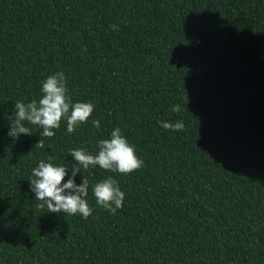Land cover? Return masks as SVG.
I'll return each mask as SVG.
<instances>
[{
    "label": "trees",
    "instance_id": "16d2710c",
    "mask_svg": "<svg viewBox=\"0 0 264 264\" xmlns=\"http://www.w3.org/2000/svg\"><path fill=\"white\" fill-rule=\"evenodd\" d=\"M60 71L88 120L44 148L35 125L9 137L15 102ZM116 127L143 166L82 168L87 219L38 208L32 169ZM110 176L115 215L92 192ZM0 264H264V0H0Z\"/></svg>",
    "mask_w": 264,
    "mask_h": 264
},
{
    "label": "clouds",
    "instance_id": "9594fccd",
    "mask_svg": "<svg viewBox=\"0 0 264 264\" xmlns=\"http://www.w3.org/2000/svg\"><path fill=\"white\" fill-rule=\"evenodd\" d=\"M112 30H117L112 25ZM39 100L29 103L16 101L13 115L9 117V137L16 138L21 135H32L27 124L38 126L41 139L35 147L44 148L42 137L51 138L55 135L53 129L60 127L62 118L66 120L67 132L73 133L80 124L86 122L94 111V105L90 102L73 103L67 95L65 75L62 71L48 76L43 82ZM173 112H180V105L171 108ZM92 126L100 127L99 120H93ZM165 130L183 131L182 121L160 122ZM73 164L69 168L66 164L54 165L49 157V162L41 160L37 167L32 169L30 191L35 194V199L41 201L38 208L47 207V212L56 214L76 215L80 214L84 219L92 215V209L87 202L89 181L84 176L82 183L75 182L81 169L89 166H99L101 169L113 173L130 174L141 168L144 164L136 155L135 148L131 146L122 135L121 129L116 127L110 134V139H102L98 142V153L89 154L83 148L70 149ZM69 172L71 175L69 176ZM69 176L67 182L65 177ZM97 205L106 211L116 214L117 209L123 207L125 193L120 189L117 181L111 176L92 187Z\"/></svg>",
    "mask_w": 264,
    "mask_h": 264
}]
</instances>
